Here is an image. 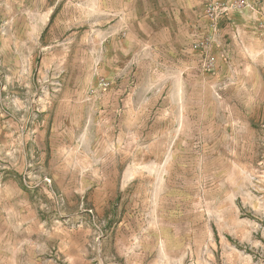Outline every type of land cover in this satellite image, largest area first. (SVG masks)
<instances>
[{"label":"rangeland","instance_id":"1","mask_svg":"<svg viewBox=\"0 0 264 264\" xmlns=\"http://www.w3.org/2000/svg\"><path fill=\"white\" fill-rule=\"evenodd\" d=\"M0 264H264V0H0Z\"/></svg>","mask_w":264,"mask_h":264}]
</instances>
